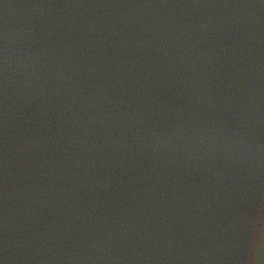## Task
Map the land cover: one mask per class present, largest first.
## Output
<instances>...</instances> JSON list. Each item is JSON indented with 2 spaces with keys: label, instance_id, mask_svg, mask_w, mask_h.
Wrapping results in <instances>:
<instances>
[{
  "label": "water",
  "instance_id": "1",
  "mask_svg": "<svg viewBox=\"0 0 264 264\" xmlns=\"http://www.w3.org/2000/svg\"><path fill=\"white\" fill-rule=\"evenodd\" d=\"M0 264H264V0H0Z\"/></svg>",
  "mask_w": 264,
  "mask_h": 264
}]
</instances>
